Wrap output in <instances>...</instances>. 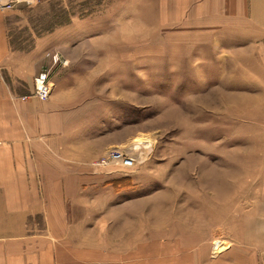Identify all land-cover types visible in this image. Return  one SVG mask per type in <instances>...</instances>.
<instances>
[{
  "label": "crops",
  "instance_id": "obj_1",
  "mask_svg": "<svg viewBox=\"0 0 264 264\" xmlns=\"http://www.w3.org/2000/svg\"><path fill=\"white\" fill-rule=\"evenodd\" d=\"M191 8L197 26L185 35L193 81L221 83L222 98L226 87L242 90L230 93L242 98L229 102L235 114L223 113L221 128L208 115L204 138L207 192L230 195L223 201L226 218L214 222L208 209L204 221L192 207L185 222L172 221L167 215L175 198L159 202L157 224L149 202L120 203V193L88 166L103 153L104 127L112 129L115 120L104 118L100 100L84 105L103 71L112 75L104 61L118 54L101 41L72 39L81 32L74 21L28 51L14 50L13 11L0 10V264H264V0H198ZM85 30L83 37L93 36L96 28ZM83 52V60L75 59ZM48 53L61 55L67 66L42 102L33 96L34 78L50 64ZM200 65L205 74L195 69ZM244 111L245 121L228 117ZM204 222L211 229L199 235L195 226ZM215 226L238 234L217 257L215 243H226L216 240Z\"/></svg>",
  "mask_w": 264,
  "mask_h": 264
},
{
  "label": "rangeland",
  "instance_id": "obj_2",
  "mask_svg": "<svg viewBox=\"0 0 264 264\" xmlns=\"http://www.w3.org/2000/svg\"><path fill=\"white\" fill-rule=\"evenodd\" d=\"M196 2L198 0H35L31 5L17 6L8 21L14 50L28 51L37 39L74 21L81 32L72 39L101 41L104 50L108 47L113 55L116 51L117 58L113 56L108 63L104 61L113 66L112 75L106 77L104 70L102 82L93 84L95 87L84 102L89 105L92 101H102L103 114H108L104 118L111 114L115 120L112 129L104 127L103 153L88 166L102 177L103 186H110L120 193V203L149 202L150 217L157 224L159 206L162 212L161 200L174 203L177 198L170 208V216L167 215L172 221L185 222L193 207L203 211L200 212L205 214L204 221H207L208 209H214V222H223L229 208L228 204L223 208V201L228 202L230 195L220 194L216 183L215 190L219 193L215 191L216 194L211 196L207 192L211 181L205 169L208 152L204 138L208 115L213 117V122H219L215 128H221L223 113L235 114L234 109H229V102L242 98L241 93L234 96L230 93L242 90L226 87L227 94L222 98L221 83L193 81L191 39L185 34L190 33L192 26H197V21L191 18V7ZM89 26L96 28L94 35L83 37ZM201 38V35L197 36L198 40ZM82 54L75 59L83 60L84 52ZM203 60L206 64L207 59L204 57ZM61 61L64 64L59 65L55 74L67 66L65 59ZM195 69L204 74L207 71L202 65ZM241 115L228 117L231 121H245L247 112ZM195 130H198V139L194 137ZM142 135L151 138L153 144H146V149L139 150L141 153L137 151L138 162L133 155L138 163L134 169L92 165L108 150L128 147ZM213 137L219 139L221 133L214 132ZM107 143L112 144L109 147ZM228 151L226 148L227 154ZM189 198L194 202L191 207L186 204ZM195 227H198L199 235H207L211 229L205 222ZM214 229L219 235L216 240L226 243L220 244L223 250L225 246H231L228 237L238 235L232 234L233 229L229 226H215ZM211 252L214 254L213 249ZM217 252H220L219 248Z\"/></svg>",
  "mask_w": 264,
  "mask_h": 264
},
{
  "label": "built area",
  "instance_id": "obj_3",
  "mask_svg": "<svg viewBox=\"0 0 264 264\" xmlns=\"http://www.w3.org/2000/svg\"><path fill=\"white\" fill-rule=\"evenodd\" d=\"M34 2L35 0H0V10L13 11L19 5H31ZM47 58L53 62L52 65L44 67L34 78L33 96L42 102H46L50 99L53 91V74L55 75L59 65L64 64L59 54L48 53ZM22 100H26V98H22ZM128 155V152L122 151L120 148H112L107 151L100 161L92 165L94 167H121L126 170L134 169L138 163Z\"/></svg>",
  "mask_w": 264,
  "mask_h": 264
},
{
  "label": "bare ground",
  "instance_id": "obj_4",
  "mask_svg": "<svg viewBox=\"0 0 264 264\" xmlns=\"http://www.w3.org/2000/svg\"><path fill=\"white\" fill-rule=\"evenodd\" d=\"M152 140H151V138L149 139L148 138V136H141L140 138H138V139H135V140H133V142H132V144H130V146H128V147H122V148H120L122 151H126V152H128V154L130 155V157H132L133 159H134V156H135V158H136V160H137V162H138V157H140V156H138V152H140L139 150L140 149H143V148H145V146H146V144L148 145V146H150V145H152L153 143L151 142ZM146 149V148H145ZM138 151V152H137ZM145 152V151H144ZM143 152V153H144ZM107 153V152H106ZM105 153V154H106ZM141 153V152H140ZM128 155V156H129ZM134 155V156H133ZM135 160V159H134ZM220 242H217V243H215V247H214V250H215V252L217 253V254H219V252H217L216 251V249L217 248H219V250L221 251V250H223V247L221 248V246H220ZM220 246V247H219Z\"/></svg>",
  "mask_w": 264,
  "mask_h": 264
},
{
  "label": "trees",
  "instance_id": "obj_5",
  "mask_svg": "<svg viewBox=\"0 0 264 264\" xmlns=\"http://www.w3.org/2000/svg\"><path fill=\"white\" fill-rule=\"evenodd\" d=\"M116 189L118 188V187H115Z\"/></svg>",
  "mask_w": 264,
  "mask_h": 264
}]
</instances>
